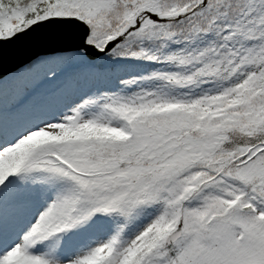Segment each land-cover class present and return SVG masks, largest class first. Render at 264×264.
Returning a JSON list of instances; mask_svg holds the SVG:
<instances>
[{
  "label": "snow or ice",
  "instance_id": "snow-or-ice-1",
  "mask_svg": "<svg viewBox=\"0 0 264 264\" xmlns=\"http://www.w3.org/2000/svg\"><path fill=\"white\" fill-rule=\"evenodd\" d=\"M0 264H264V0H0Z\"/></svg>",
  "mask_w": 264,
  "mask_h": 264
}]
</instances>
